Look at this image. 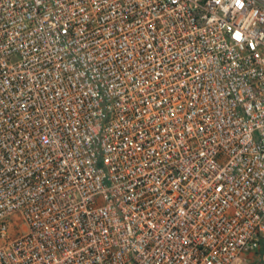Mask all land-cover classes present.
Here are the masks:
<instances>
[{"label": "built area", "instance_id": "built-area-1", "mask_svg": "<svg viewBox=\"0 0 264 264\" xmlns=\"http://www.w3.org/2000/svg\"><path fill=\"white\" fill-rule=\"evenodd\" d=\"M263 248L264 0H0V264Z\"/></svg>", "mask_w": 264, "mask_h": 264}, {"label": "rangeland", "instance_id": "rangeland-1", "mask_svg": "<svg viewBox=\"0 0 264 264\" xmlns=\"http://www.w3.org/2000/svg\"><path fill=\"white\" fill-rule=\"evenodd\" d=\"M11 224H13V220H12V222H11ZM10 230V235L11 236H14V235H16L17 234V225H15V224H13V227H11V228H9ZM261 254H264V248L262 249V252H261ZM248 257H249V259L250 260H254V258L256 257L254 254H248ZM251 264H253L254 262H250Z\"/></svg>", "mask_w": 264, "mask_h": 264}]
</instances>
